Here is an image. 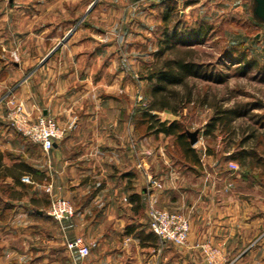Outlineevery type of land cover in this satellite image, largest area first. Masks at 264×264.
<instances>
[{"label": "crops", "instance_id": "obj_1", "mask_svg": "<svg viewBox=\"0 0 264 264\" xmlns=\"http://www.w3.org/2000/svg\"><path fill=\"white\" fill-rule=\"evenodd\" d=\"M177 3L185 10L196 8V17L204 20L229 7L240 17L264 24L255 15V0L251 12L249 0ZM150 8L158 27L164 6L155 0ZM75 30L65 43L66 36L60 40L51 58L52 52L33 68L35 85L25 76L12 84V73L28 70L30 60L25 64L0 59V264H207L195 247L205 240L227 257L246 250L253 216L234 186L226 190L230 181L235 183L233 171L212 162L206 149L201 151L202 167L185 168L158 144L168 139L163 134L141 138L133 124L125 131L120 124V35L100 28L91 35ZM4 74L8 78L1 80ZM6 83L33 118L52 116L64 128L48 152L9 125V93L2 92ZM25 164L35 172L24 170ZM25 173L33 183L22 181ZM150 175L161 180L160 187L149 189ZM48 184L73 203L72 220L59 223L49 215ZM154 198L160 207L189 217L186 246L157 241L149 227ZM65 235H83L90 253L82 257L70 252Z\"/></svg>", "mask_w": 264, "mask_h": 264}, {"label": "rangeland", "instance_id": "obj_2", "mask_svg": "<svg viewBox=\"0 0 264 264\" xmlns=\"http://www.w3.org/2000/svg\"><path fill=\"white\" fill-rule=\"evenodd\" d=\"M140 1L141 3H136V0H0V59L25 64L30 60L28 70L25 68L18 74L12 73V84L25 76V79L29 77V82L35 85L38 76L33 68L50 52H52L51 58L60 40L74 27H76L74 32L78 34H96V29L99 28L104 30L105 34H118L120 35V124L123 123L122 128L127 131L132 124L131 114L134 108L145 104V94L150 83L142 77V73L146 71L145 67L149 63L155 62L154 52L158 49L159 30L154 18L156 13L150 11L155 0ZM177 6L180 12H185L181 15L188 24L200 18L196 17V8L185 10L182 3L179 5L177 3ZM249 6L251 12L252 0H249ZM153 10L155 12L156 9ZM208 10L215 11L213 8ZM237 15L230 11L229 7L220 9L208 19V22L214 26L208 37L189 45V48L196 49L197 59L212 65L211 69L215 71L217 78L226 79L221 83L202 78L194 80L198 83V87L202 88L200 94L205 92L217 94L224 98L225 105L236 102L261 104L252 108L247 118H239L235 123L246 126L250 122L258 126L261 142L256 148L261 160L254 159L247 166L240 165L236 160H227L226 155L230 152L226 149L229 146L224 139L226 133L218 132L213 138L201 135L203 127L213 113L212 109L190 105L184 112L190 116L189 131L198 130V140L194 144L198 149H212L214 153L209 159L212 162L222 163L228 169L231 168V161L239 165L233 173L235 178L233 190L242 199H246V206L250 207L253 216V224L252 231L247 237L246 250L243 247L236 256H226L227 262L264 264V24ZM90 23H93V26L89 27ZM126 36H129V39ZM232 42L240 43L239 48L246 50L249 58H256L259 64L249 67L247 71L239 69L242 62L237 58L238 55L233 53V60L227 57V48ZM7 78L8 74H4L1 80ZM9 86L11 85L6 83V87L2 89V92L9 93L7 100L15 98L25 108L15 91H12V86L10 88ZM154 112L162 119L179 117L167 109ZM253 114H258L260 118L251 119ZM243 135L241 131L233 137V141L238 142ZM21 136L31 144L34 143L29 138ZM166 138L168 139H163V142L158 144H164L167 148L165 150H173V138L168 136ZM246 145L255 146V141L252 139ZM227 186L226 190H229ZM50 205L51 203L48 210Z\"/></svg>", "mask_w": 264, "mask_h": 264}, {"label": "trees", "instance_id": "obj_3", "mask_svg": "<svg viewBox=\"0 0 264 264\" xmlns=\"http://www.w3.org/2000/svg\"><path fill=\"white\" fill-rule=\"evenodd\" d=\"M160 3L164 6V10L162 21L158 26V49L154 52L156 60L152 64L149 63L145 67L144 74L142 73V77L150 83V86L145 94V104L134 108L131 114L136 135L141 138L148 135L159 136L160 134L172 137L173 150H169L174 154V157L185 168L198 169L202 167V150L191 142L189 134L190 116L184 112L190 105H198L211 108L213 111L202 129L201 135L206 138H213L218 132L226 133L224 139L229 143L226 149L230 152L226 155L227 160H236L242 166L251 164L254 159L260 161L261 158L256 148L261 142L258 126L250 122L246 126L235 123L239 118H247L250 110L261 104L236 102L232 105H225L224 98L217 94L210 92L200 94L202 88H199L198 83L194 80L202 78L221 83L226 79L225 77L217 78L215 71L211 69L212 65L197 59L195 57L196 49L189 48L191 43L201 42L208 37L214 26L208 20L201 18L188 24L177 8V0H160ZM239 44L232 42L228 46L227 57L233 60V53L238 55L237 58L242 62L239 69L244 71H247L249 67L257 66L258 60L249 58L247 51L240 49ZM220 75L223 76V74ZM164 109L179 117L169 120L162 119L154 112ZM250 118L256 120L260 117L258 114H253ZM241 131L244 133L243 137L238 142H234L233 137H236L235 135ZM252 139L255 141V146H247V142L252 141ZM233 145L238 146V148ZM206 152L208 154L214 153L212 149L208 148ZM25 167L24 170L28 173L35 172L31 166L25 164ZM46 194L45 200L49 205L51 196ZM132 197L139 198V194H133ZM72 219L73 217L64 221L67 222ZM156 236L157 241H159V236L157 234Z\"/></svg>", "mask_w": 264, "mask_h": 264}, {"label": "built area", "instance_id": "obj_4", "mask_svg": "<svg viewBox=\"0 0 264 264\" xmlns=\"http://www.w3.org/2000/svg\"><path fill=\"white\" fill-rule=\"evenodd\" d=\"M6 118L9 125L32 142L39 144L45 152H48L54 145L55 139L64 134V128L52 117L39 115L33 118L25 110L22 103L15 98L7 100ZM230 170L233 173L239 168L237 162H230ZM234 175V174H233ZM23 181L33 183L30 175L25 174ZM149 189L161 186V180L156 176L150 175L148 178ZM233 186V182L228 183V189ZM45 191L51 196L49 215L57 222L62 223L75 215L73 203L53 191L52 184L45 187ZM150 229L165 242L176 246H186L190 234V220L183 211H173L162 208L157 203V198L150 202ZM65 246L70 252H77L84 257L90 253V247L83 235L69 237L65 235ZM195 247L200 249L207 264H230L222 248L218 247L209 240L198 242Z\"/></svg>", "mask_w": 264, "mask_h": 264}, {"label": "water", "instance_id": "obj_5", "mask_svg": "<svg viewBox=\"0 0 264 264\" xmlns=\"http://www.w3.org/2000/svg\"><path fill=\"white\" fill-rule=\"evenodd\" d=\"M256 7H255V15L260 18L264 22V0H255ZM74 30V28L69 32V34ZM69 34L64 38L63 42H65L68 39ZM198 130L195 132H189L190 139L192 144H195L198 140Z\"/></svg>", "mask_w": 264, "mask_h": 264}]
</instances>
